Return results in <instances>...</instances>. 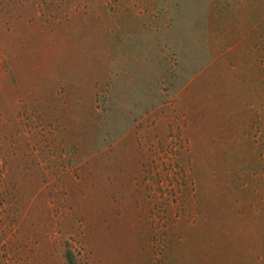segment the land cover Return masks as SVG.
<instances>
[{
  "label": "rangeland",
  "instance_id": "obj_1",
  "mask_svg": "<svg viewBox=\"0 0 264 264\" xmlns=\"http://www.w3.org/2000/svg\"><path fill=\"white\" fill-rule=\"evenodd\" d=\"M0 264H264V0H0Z\"/></svg>",
  "mask_w": 264,
  "mask_h": 264
}]
</instances>
